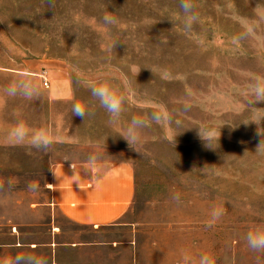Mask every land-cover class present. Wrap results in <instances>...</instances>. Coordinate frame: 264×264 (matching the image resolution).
Masks as SVG:
<instances>
[{"label": "rangeland", "instance_id": "obj_1", "mask_svg": "<svg viewBox=\"0 0 264 264\" xmlns=\"http://www.w3.org/2000/svg\"><path fill=\"white\" fill-rule=\"evenodd\" d=\"M195 4L200 20L185 32L178 0H55L54 10L46 0H0V83L27 70L41 90L38 100L22 99L19 107V98L9 99L0 108L1 243L11 241V226L47 220L48 211L35 208L48 201L53 164L72 151L57 142L48 151L11 144L8 133L23 120L33 130L57 123L74 129L76 140L115 138L126 145L117 157L132 164L136 194L120 223L98 229L57 215L62 241L100 243L87 251L96 264H180L186 250L208 253L216 264H264V254L243 239L264 224L262 137L255 123H242L264 116V103H248L250 83L264 76V23L251 38L242 36V25L264 0ZM106 14L118 26L105 27ZM117 37L124 43L109 51ZM42 71L66 81L72 101L51 103ZM85 80H106L127 93L117 124H109ZM185 101L190 111L180 110ZM76 103L88 105L86 119L72 115ZM160 105L164 119L143 132L138 152L131 149L117 133L131 116H147ZM199 128L220 134L213 148L205 147ZM8 178L11 191L3 187ZM218 207L223 215L208 227Z\"/></svg>", "mask_w": 264, "mask_h": 264}, {"label": "crops", "instance_id": "obj_2", "mask_svg": "<svg viewBox=\"0 0 264 264\" xmlns=\"http://www.w3.org/2000/svg\"><path fill=\"white\" fill-rule=\"evenodd\" d=\"M24 71H13L17 72L16 75L5 77L0 89ZM44 73L50 82V102L67 105L72 101L68 83L51 80L48 71L39 75ZM41 84L44 87L43 79ZM8 102L9 99L0 108H7ZM18 102L21 107L22 98ZM23 102L26 103V100ZM49 129L57 143L67 145L72 151L66 159L53 164L47 186L48 201L35 208L48 211L47 220L37 219L11 226L8 232L11 241L0 242V257L32 252L45 258L47 264H96L95 256L87 251L100 246V243L62 241L60 238L64 231L57 215L61 214L77 225L98 229L120 223L130 210L136 194L132 164L123 157H117L124 152L126 145L124 142L117 144L115 138L108 139L106 143H100L93 137L76 140L74 129L71 130L69 125L59 128L57 123H51ZM96 152L103 155L97 157ZM90 157L95 161L94 165L86 163Z\"/></svg>", "mask_w": 264, "mask_h": 264}, {"label": "clouds", "instance_id": "obj_3", "mask_svg": "<svg viewBox=\"0 0 264 264\" xmlns=\"http://www.w3.org/2000/svg\"><path fill=\"white\" fill-rule=\"evenodd\" d=\"M47 8L55 9V0H46ZM178 7L181 13L182 27L185 32H190L198 24L200 17L196 11L195 0H178ZM102 22L105 27L111 29L118 26L119 20L117 17L110 14H106L102 18ZM172 22V21H171ZM264 23V6H257L255 10L254 19L246 22L242 25V36L251 38L254 36L257 28L260 24ZM236 39H241L240 36ZM118 42H123L119 37L111 40L108 44L109 51L115 49ZM90 95L100 108H102L109 117V124L115 125L120 121L121 116L126 110L128 103V95L125 91L119 87L113 85L109 81H101L99 83L94 81H84ZM41 95L40 85L31 76V74L25 70L17 75L15 79L0 89V107H2L7 99L22 98L25 100H38ZM248 101L250 107H257L258 104L264 103V76H256L253 78L249 85ZM191 104L185 101L181 105L182 111H190ZM166 110L163 105L152 108L147 116L133 115L129 119L128 123L124 125L123 130L117 134L122 137L131 149L138 152L137 146L142 142L143 132L150 128L153 124H159L163 119V111ZM89 107L86 104L76 103L72 109V115L79 116L83 120L90 115ZM169 123L172 122V116L169 114ZM244 124L255 123L257 125V132L262 137L257 147V151L264 150V116H260L257 119H252ZM181 132H178L180 134ZM199 137L204 142L205 147L213 148L212 144L214 140L220 138L216 135L215 131L202 130L199 128ZM7 140L13 145H24L27 143L30 147L39 151H48L54 145L55 138L51 129L47 127H41L38 129H30L23 120H18L16 125L9 131ZM97 157L103 155L96 152ZM91 165H94L95 161L89 158L86 161ZM3 187L6 191H11L14 187L12 178H8ZM29 190H33L34 186L30 183L28 185ZM178 201V196L172 197ZM223 215V208H215L211 213V218L208 223V227L214 226ZM247 247L252 252L258 254H264V224H258L255 228L249 230L243 237ZM0 264H47V260L41 256H38L32 252L15 253L11 256L0 257ZM180 264H216L215 259L208 253H192L190 251H184L181 256Z\"/></svg>", "mask_w": 264, "mask_h": 264}, {"label": "built area", "instance_id": "obj_4", "mask_svg": "<svg viewBox=\"0 0 264 264\" xmlns=\"http://www.w3.org/2000/svg\"><path fill=\"white\" fill-rule=\"evenodd\" d=\"M41 77H42V79H43L44 87L48 89V88L50 87V82H49V80L47 79L46 74H45V73L42 74Z\"/></svg>", "mask_w": 264, "mask_h": 264}]
</instances>
